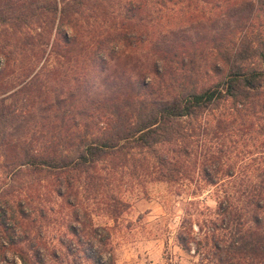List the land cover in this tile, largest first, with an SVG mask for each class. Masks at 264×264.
<instances>
[{
	"label": "trees",
	"instance_id": "obj_1",
	"mask_svg": "<svg viewBox=\"0 0 264 264\" xmlns=\"http://www.w3.org/2000/svg\"><path fill=\"white\" fill-rule=\"evenodd\" d=\"M182 1L128 0L122 6L121 30L83 48L84 56L90 52L93 62L87 70L80 68V83L95 92L93 114L98 118L104 112L105 125L90 138L79 135L74 147L57 133L44 141L46 148L33 150L34 134L29 130L32 117L25 118L24 109L29 110L26 101L30 95L42 97L38 107L41 118V112L60 108L61 95L55 92L49 97L41 90L50 75L44 72V63L17 90L3 95V77L8 73L12 53V48L8 49L11 41L3 33L38 26L41 32L36 34L37 41L31 42L33 50L38 41L42 44L44 34L49 39L57 21L48 54L61 56L57 47L61 42L69 48L75 43L72 16L88 0H0V264H15V258L21 264H47L41 251L45 247L30 239L26 225L32 223L34 210L38 217H44V207L34 209L31 194L10 198L20 189L21 175L29 174L31 184L35 176H53L56 194L64 197L70 191L74 172L95 166L110 153L134 148L155 158L157 179L167 182L191 181L196 165L191 159L200 158L201 180L221 192L215 216L198 224L199 236L193 232L191 215L182 218L176 233L181 249L193 250L200 257L199 264H264V35L246 31L254 19L262 13L264 17V0H204L213 9L210 14L189 10L179 21L214 22L205 23L203 28L178 24L173 28V39L156 40L153 59L134 58L144 32L129 21L148 19L150 13L144 11L148 6L163 17ZM203 43L211 44L214 53L196 54L197 45ZM185 46L194 49L186 52ZM46 49L38 45L33 54L36 64ZM118 50L121 57L125 54V64H129L133 75L125 69L120 75L108 70V59L112 61ZM169 62L178 66L171 68ZM36 64L33 62L30 71ZM92 67H99L103 75L100 79L91 76ZM209 72L216 80L199 84V75L210 76ZM22 93L24 109L16 113V98ZM120 98L119 105L107 103ZM8 99L13 102L6 104ZM220 108V117L211 126L206 116ZM27 134L29 137H25ZM162 146L166 151H160ZM81 225L83 228L78 229L74 221L67 224L75 237L73 249L82 246L81 253L91 264H112L111 256L101 261L98 249L103 241L97 231L86 232ZM85 243L88 248L83 246Z\"/></svg>",
	"mask_w": 264,
	"mask_h": 264
},
{
	"label": "rangeland",
	"instance_id": "obj_2",
	"mask_svg": "<svg viewBox=\"0 0 264 264\" xmlns=\"http://www.w3.org/2000/svg\"><path fill=\"white\" fill-rule=\"evenodd\" d=\"M127 1L88 0L84 5L78 6L76 8L78 12L72 16L76 41L70 48L64 47L61 42L60 47H57L61 56L48 54L57 21L49 39L47 40L48 35L44 34L42 44L38 41L33 50H30L33 46L31 42H36V34L41 32L38 26L33 24L15 33L10 31L3 33L11 41L8 49L12 48L8 73L3 77L6 88L3 95L17 90L36 73L42 63L45 66L44 72H50V75L41 90L46 91L48 95L55 92L61 95L60 108L54 107L51 111L41 112V118L38 107L42 97L30 95L26 101L29 110H25L23 106L25 94H19L16 98V113L24 109L25 118L32 117L29 130H31L30 134H34L33 150L46 148L47 144L44 141L57 133H60L62 141L66 140L74 147L79 142V135L82 138L85 136L90 138L97 135L105 125L102 120L104 112H101L98 118L93 114L96 110L93 103L95 92L85 87L84 83H80L82 81L80 68L87 70V66L89 68L93 62V59L89 58L90 52L84 56L83 48L121 30L122 6ZM189 10L192 12L200 10L210 14L208 12L213 9L204 0H184L173 5L163 17H159L155 13L156 9L148 6L144 10L150 13L148 19L129 21L144 32L142 43L138 46L134 58L138 59L140 56L142 59H153L156 49L154 46L158 47L156 40L160 41L161 37L173 39L175 35L173 28L178 24L192 23L203 28L205 23L214 22L179 21ZM246 31L250 34L264 35L263 13L251 22ZM15 43L16 47H14ZM38 45L47 49L43 58L36 64L33 54L38 50ZM185 49L189 52L194 48L185 46ZM114 50L116 48L112 51ZM194 51L196 54L200 52L212 54L215 50L211 44L203 43L197 45ZM124 55L121 57L119 51L114 54L112 61L108 59L107 67L112 74L120 75L121 69H125L127 73L133 75V72L129 71V64H125ZM33 62L37 66L30 71ZM168 65L171 68L178 66L175 62H169ZM91 70H94L92 77L100 79L103 76L99 67H92ZM208 75L210 76L199 75V84L206 85L216 80V76L212 73L209 72ZM11 102L13 99H8L5 103ZM107 103L119 105L121 98L109 99ZM43 106L42 103L41 107ZM220 112H222L221 108L206 116L211 126L214 125L215 119L220 117ZM25 137H29V134ZM199 139L200 137H195V140ZM57 147L68 149L67 146ZM195 149L199 151L200 147L197 146ZM161 150L166 151V147L162 146ZM232 157L233 153H230L229 161L233 160ZM199 160L200 158L191 159L192 162L196 161L195 171L191 173V181L178 179L167 182L164 179H157V163L149 152L136 148L123 149L104 156L95 166L85 171L74 172L71 177L72 186L64 197L56 194L57 184L53 176H35V182L31 184L28 182L30 176L25 172L19 178L20 189L10 195V198L16 200L26 195L29 197L31 194L34 209L44 207L45 216L38 217L37 211L34 210L30 217L32 223L27 222L26 225L30 239L45 247L41 251L47 264H91L83 257L82 246L73 249L75 237L67 228V224L73 221L78 223V229L83 228L82 222L84 231L89 232L94 229L97 231V237L103 241L102 247L98 249L102 253V262H106L111 256L112 264H199V255L193 250L186 252L181 249L176 239L182 218L187 213L191 215L192 229L197 236H199L198 224H204L205 219L215 216L217 199L221 192L216 186L201 180ZM1 182L0 180V185ZM75 219L80 220V223ZM17 234L21 235L19 232ZM20 245L25 247L24 244ZM86 245L85 243L83 246L88 248L89 246ZM8 260H11L9 253ZM14 261L15 264H21L17 258Z\"/></svg>",
	"mask_w": 264,
	"mask_h": 264
}]
</instances>
